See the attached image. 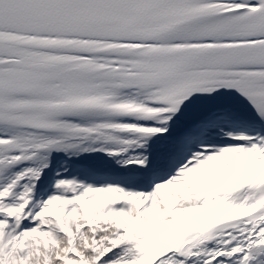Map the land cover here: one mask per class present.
<instances>
[{
  "label": "snow or ice",
  "instance_id": "snow-or-ice-1",
  "mask_svg": "<svg viewBox=\"0 0 264 264\" xmlns=\"http://www.w3.org/2000/svg\"><path fill=\"white\" fill-rule=\"evenodd\" d=\"M0 264H264V0H0Z\"/></svg>",
  "mask_w": 264,
  "mask_h": 264
}]
</instances>
